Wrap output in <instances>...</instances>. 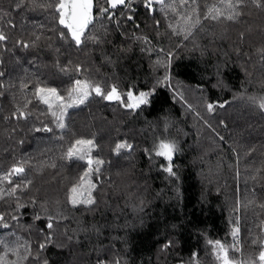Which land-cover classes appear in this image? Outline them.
I'll use <instances>...</instances> for the list:
<instances>
[{"label": "trees", "instance_id": "trees-1", "mask_svg": "<svg viewBox=\"0 0 264 264\" xmlns=\"http://www.w3.org/2000/svg\"><path fill=\"white\" fill-rule=\"evenodd\" d=\"M42 2L37 0V3ZM25 4L15 9L13 0H0V7L15 9L8 17L15 23L14 29L0 20V28L13 38L9 47L17 37L27 39L31 32L39 31L40 25L45 26L46 35H52L47 28L54 26L53 14L34 7L31 0H25ZM137 20L143 27L142 7H139ZM247 22L257 29L264 26V19L255 14ZM166 24L165 21L160 29L162 33ZM244 26L205 21L203 30L196 32L194 42L186 41L180 48L175 45L181 38L156 40L149 27L144 31L156 42L157 50L152 52H142L139 43L112 32L109 42L101 44L87 58L94 79L106 85L118 83L122 90L129 85H135L136 91L150 88L155 78L162 77L165 71L163 68L153 71L152 67L160 58L159 47L163 46L175 52L169 69L172 88L157 87L150 103L142 106L135 119L124 115L116 105L93 100L88 106L69 110L68 128L63 132L20 130L13 140L0 135V164L7 167L13 156L17 159L31 157V162L40 169L39 174L35 169L29 172V177L35 179V189L23 198L26 207L18 213L20 225L33 226L31 233L22 228L10 230L35 240L36 228L48 231L45 227L50 217L48 213L63 208L64 215L52 218V241L42 253L49 264H97V261L112 264L118 258L123 264H181V261L188 264L193 252L199 254L200 264L204 258L217 264L206 241L218 239L232 245L230 230L237 215L233 211L236 200L246 205L254 198L253 193L256 199L264 200L261 181L251 179L255 169L264 167V114L247 100V96L263 93L260 84L264 80V66L255 57H238L233 51L237 34ZM127 27L131 34L132 25ZM99 29L100 21L89 25L90 31ZM260 39L254 34L251 41L243 45L244 51H249L250 44L258 45ZM46 44L47 41H42L37 49H13L0 56L3 60L0 67L8 73L4 80L16 85L2 90L5 95L0 96V107L5 113L11 108L13 96L21 95L20 79H40L53 86L67 87L68 77L53 75L54 52ZM55 46L59 47L60 43L56 41ZM105 54L111 63H105ZM17 59L19 65L15 63ZM96 68L100 71L96 72ZM218 82L219 87H214ZM173 89L183 94L184 101L173 98ZM240 96L244 98L234 99ZM196 100L203 109V119L194 125L184 119L176 106ZM208 101L229 103L209 115L205 108ZM204 119L215 132L204 125ZM221 120L226 126L219 123ZM4 127L7 125H0V132ZM56 136L63 139L54 138ZM93 136L99 147L92 155L104 159L105 165L104 180L97 181L93 177V183L103 185L101 191L95 193L100 204L97 210L89 212L82 206L73 208L67 203L68 190L78 182L87 168L86 163L61 157L75 139ZM220 136L224 139L220 140ZM163 137L177 146L172 158L178 174L175 182L162 171L152 150L159 142L157 139ZM121 138L133 143L135 150L130 155L124 153L116 157L111 149ZM19 139L24 143L19 144ZM52 163L56 164L55 168L47 166ZM33 196L37 200L35 205L30 202ZM139 200L145 202L142 212L133 208ZM5 208L6 205L0 204V210ZM37 215L40 220H34ZM239 215L243 255L237 258L243 259L256 253L251 240L259 234L258 225L264 216L254 206L242 208ZM166 239L174 240L175 244L161 253L159 248Z\"/></svg>", "mask_w": 264, "mask_h": 264}, {"label": "snow or ice", "instance_id": "snow-or-ice-1", "mask_svg": "<svg viewBox=\"0 0 264 264\" xmlns=\"http://www.w3.org/2000/svg\"><path fill=\"white\" fill-rule=\"evenodd\" d=\"M31 2L34 7L53 14L54 26L47 28V32L52 35H46L45 26L40 25L39 31L31 32L27 39L23 36L17 37L9 47V41L13 38L4 28H0V56L4 52L13 51V49L24 51L37 49L42 41H47L46 47L54 52L51 65L54 70L53 75L59 74L68 77L69 83L67 87L60 88L40 79H20L19 93L21 95L13 96L11 108L6 113L0 107V125H7L0 135L6 136L9 140L16 139V134L20 130H25L27 133L54 134L56 130L63 132L68 128L69 110L88 106L93 100L97 103L103 101L116 105L123 110L124 115L135 119L142 111V106L150 103V97L153 96L157 87L172 88L169 69L175 60V52L163 46L159 47L160 58L153 62L152 67L153 71L159 68H163L165 71L162 77L155 78V83L150 88L136 91L135 85H129L122 90L118 83L106 85L94 79L92 67L87 62V58L91 57L94 50L101 44L109 42L108 36L112 32L119 33L126 40L139 43L142 52H152L157 50L156 42L151 35L144 31L149 27L156 40L181 38L180 42L175 45L176 48H180L186 41L193 40L194 42L196 32L203 30L205 21L216 24H244L245 26L237 34L233 51L238 57H255L264 66V26L257 29L247 22L254 14L264 19V0H43L42 3L31 0ZM13 3L15 9L26 6L25 0H13ZM139 7H142L144 11L145 24L143 27L137 20ZM15 9L6 10L0 7V20H5L8 28H15L13 20L8 19L10 11ZM158 14L160 18H157ZM95 21H100L101 29L93 32L89 30V25H93ZM147 21H151V25L147 24ZM165 21L167 24L162 33L160 29L165 26ZM129 24L132 25L131 34L128 32ZM107 25L115 27L110 29ZM254 34L261 37L259 44H250L249 51L245 52L243 45L250 42ZM56 41L60 43L59 47L55 46ZM89 45L92 46L91 49ZM80 56L85 59H79ZM15 63L19 65L20 60L17 59ZM29 63H34V61H29ZM105 63H111L106 54ZM2 64L3 60L0 59V65ZM95 71L99 72L100 69L96 68ZM6 75L8 73L0 67V96L5 95L2 90L16 87L15 84L10 85L4 80ZM214 87H219V82ZM260 87L264 90V80L261 81ZM173 98L184 101L183 94L178 93L175 89H173ZM237 98L244 97H234V99ZM247 100L260 113L264 114V95L247 96ZM227 103L229 102L213 103L208 101L205 103V108L210 115L215 112L216 108L223 109ZM39 105L44 107L40 108ZM187 107L190 111H194L192 105L188 104ZM196 116L203 119L199 112H196ZM203 122L207 128L215 132L208 120L204 119ZM219 123L226 126L223 120ZM54 138L63 139L62 136ZM219 139L223 140L224 137L220 136ZM17 142L23 144L24 140L19 139ZM98 147L95 136L92 138L80 137L74 140L61 157V159L84 161L87 165L78 182L68 190L67 203L73 208L82 206L86 211L93 212L100 204V199L95 193L101 191L103 185L98 186L93 183V177L97 181L104 180L105 160L92 155ZM134 150L133 143L128 139L121 138L115 142L111 152L114 156L120 157L124 153L130 155ZM154 150L155 156L163 157L168 162L162 171L175 182L178 179V174L172 163L173 154L177 151L175 142L162 138L154 146ZM145 151L151 155L150 150L146 149ZM31 161V157L17 159L13 156L7 167L0 164V204L6 205L5 209L0 210V230H4L0 231V264H49V260L42 253L52 241L53 221L51 217L45 225L48 231H45L44 228L35 229L37 234L35 240L21 237L17 231L10 230L22 228L31 233L33 228L32 225H20L18 215L20 209L26 207L23 198L35 189V179L29 177V172L33 169L37 171V174L40 172L37 165ZM47 166L55 168L56 164L52 163ZM237 175H239L238 172ZM251 179L253 181L260 180L261 190L264 191V167L255 169V174L251 176ZM107 182L112 183L111 180ZM253 196L254 198L249 200L246 205L242 204L240 199L235 202L233 211L237 215L230 230L233 239L232 245H226L218 239L206 241L217 264H264V218L258 225L259 234L251 240V245L256 249V253L243 259L237 258V255H243L239 239L241 231L239 213L242 208L254 206L264 216V200L256 199L254 193ZM30 202L33 205L37 203L35 196L31 198ZM144 203L143 200H139L138 204L133 205L134 210L142 212ZM40 219L39 215L34 217V220ZM140 222L143 224L142 218H140ZM174 244V240L166 239L159 248V252H167ZM97 264H101V262L97 261ZM112 264H123V261L118 258ZM181 264L184 262L181 261ZM188 264H200L197 252L191 254Z\"/></svg>", "mask_w": 264, "mask_h": 264}, {"label": "rangeland", "instance_id": "rangeland-1", "mask_svg": "<svg viewBox=\"0 0 264 264\" xmlns=\"http://www.w3.org/2000/svg\"><path fill=\"white\" fill-rule=\"evenodd\" d=\"M260 95H264V91H263V93L262 94H260ZM190 105H192V107H193V109H194V111H190L189 109H188V107H187V105H182V106H179V105H177L176 107H177V109L182 113V115H183V117H184V119L188 122V123H190V124H197L198 122H199V118H197V116H196V112H199L200 113V115H202L203 114V109L201 108V105H200V103H199V101L198 100H196L195 102H191L190 103ZM163 139H166V140H168L167 138H164L163 137ZM158 141H160V138L159 139H157ZM169 141V140H168ZM159 143V142H158ZM152 150H153V152H155V150L152 148ZM158 159H159V163H160V165L162 166V167H164V166H166L167 165V161L163 158V157H158ZM65 213H64V209L63 208H61L59 211H57V212H49L48 213V216H50L51 218H55V217H57V216H62V215H64ZM203 264H211V261L209 260V259H207V258H204V261H203Z\"/></svg>", "mask_w": 264, "mask_h": 264}]
</instances>
